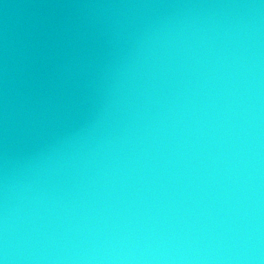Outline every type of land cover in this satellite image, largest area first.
Wrapping results in <instances>:
<instances>
[{
    "label": "water",
    "instance_id": "obj_1",
    "mask_svg": "<svg viewBox=\"0 0 264 264\" xmlns=\"http://www.w3.org/2000/svg\"><path fill=\"white\" fill-rule=\"evenodd\" d=\"M0 264H264V0H0Z\"/></svg>",
    "mask_w": 264,
    "mask_h": 264
}]
</instances>
